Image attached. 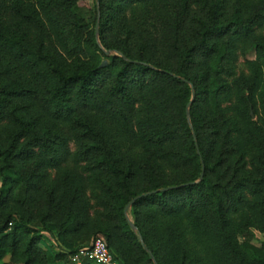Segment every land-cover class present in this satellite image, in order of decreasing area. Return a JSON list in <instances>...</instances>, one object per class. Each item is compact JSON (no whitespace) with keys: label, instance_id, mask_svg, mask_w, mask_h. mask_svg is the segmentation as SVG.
<instances>
[{"label":"trees","instance_id":"obj_1","mask_svg":"<svg viewBox=\"0 0 264 264\" xmlns=\"http://www.w3.org/2000/svg\"><path fill=\"white\" fill-rule=\"evenodd\" d=\"M256 231L264 0H0V264H264Z\"/></svg>","mask_w":264,"mask_h":264},{"label":"built area","instance_id":"obj_2","mask_svg":"<svg viewBox=\"0 0 264 264\" xmlns=\"http://www.w3.org/2000/svg\"><path fill=\"white\" fill-rule=\"evenodd\" d=\"M71 262L80 263L83 260H91L95 264H118L108 242L104 237H97L88 247L80 248L70 255Z\"/></svg>","mask_w":264,"mask_h":264},{"label":"rangeland","instance_id":"obj_3","mask_svg":"<svg viewBox=\"0 0 264 264\" xmlns=\"http://www.w3.org/2000/svg\"><path fill=\"white\" fill-rule=\"evenodd\" d=\"M245 58L247 59L255 58L254 50H251L250 52H248ZM245 58H242L241 61H243ZM263 241H264V233L256 231V237L254 239V243L257 246H262ZM41 244L42 246L46 247L47 249H50L51 251H54V252L62 251V246L59 245L58 241L55 238H52L50 235L45 234L44 238L41 241ZM60 264H67V263L62 260Z\"/></svg>","mask_w":264,"mask_h":264},{"label":"water","instance_id":"obj_4","mask_svg":"<svg viewBox=\"0 0 264 264\" xmlns=\"http://www.w3.org/2000/svg\"><path fill=\"white\" fill-rule=\"evenodd\" d=\"M99 31V21H98V23H97V32ZM106 64V61H104L103 62V64L102 65H105ZM190 107H191V103H189V105H188V112H190ZM252 114L254 115V113L252 112ZM134 202V200L133 201H131L130 203H129V205L126 207V211H128V209H129V207L132 205V203ZM132 227L135 229V226L132 224ZM143 246L146 248V249H148V247L146 246V244L143 242ZM153 257V256H152ZM153 259H154V257H153ZM154 262H155V264H158L157 263V261L154 259Z\"/></svg>","mask_w":264,"mask_h":264}]
</instances>
